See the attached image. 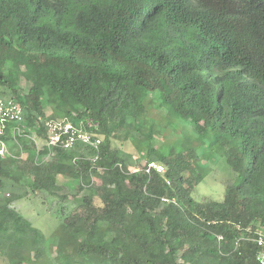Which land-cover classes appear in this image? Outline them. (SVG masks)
<instances>
[{
	"label": "trees",
	"instance_id": "16d2710c",
	"mask_svg": "<svg viewBox=\"0 0 264 264\" xmlns=\"http://www.w3.org/2000/svg\"><path fill=\"white\" fill-rule=\"evenodd\" d=\"M8 64L24 68L27 91ZM0 86L22 105V128L42 134L46 107L58 102L60 118L102 139L96 163L82 147L53 149L38 163L34 141L7 128L2 139L19 154L0 156V260L41 264L47 237L14 205L57 197L63 176L80 181L79 195L90 190L58 216V264H258L264 0H0ZM145 89L193 126L202 151H223L234 178L222 200L193 197L206 169L199 148L162 154L150 126L129 125L144 111ZM112 140L147 141L144 166L131 170ZM150 162L165 173L145 174Z\"/></svg>",
	"mask_w": 264,
	"mask_h": 264
},
{
	"label": "rangeland",
	"instance_id": "374dc122",
	"mask_svg": "<svg viewBox=\"0 0 264 264\" xmlns=\"http://www.w3.org/2000/svg\"><path fill=\"white\" fill-rule=\"evenodd\" d=\"M13 71L14 75L19 78L21 87L27 91L29 84L23 75L24 68L14 65H7V69ZM4 92L0 86V94ZM144 111L140 113L137 120L129 123L133 126L134 123L139 127L147 124L151 127V134L154 139V144L157 150L162 154H170L172 151L180 152L189 148H199V156L202 164L205 166V171L201 175L203 178L202 183L194 190L193 197L197 201L216 200L220 201L224 197L225 186L233 181L234 176L231 174L230 169L223 160V151L218 150L214 155L202 151L204 142L196 136L193 126L182 119L174 112L168 111L162 104V99L158 90H144ZM0 98L1 95H0ZM59 106L58 102L53 103L46 107V116L49 118H60L64 115L60 114L56 109ZM20 136H29L31 139L35 138L41 155L35 156L34 160L38 163L49 160L47 157V149L45 143L39 140V130L34 127L21 128ZM147 132H150L147 130ZM9 155L19 154L18 146L14 143H8ZM112 147L119 149L122 154H126L132 158L133 165L130 166L131 170L136 171L141 169L145 164L146 151L149 149V144L135 143L128 141L121 143L118 140H112ZM87 154L88 151H85ZM44 154V155H43ZM26 158V156L24 155ZM28 157V155H27ZM129 157V158H130ZM141 162V164H140ZM139 164V166H138ZM94 185L99 186L105 183V173L101 170L93 176ZM58 185L60 191L58 196L50 199H37L36 201H22L14 205L19 212H21L34 226L38 227L47 237L46 251L47 254L42 259L41 264H58V259L62 257L63 250L59 237L65 230L61 219L58 218L60 214L68 215L74 209L78 200L82 196L89 193L87 187L82 193L80 192V181L72 180L67 177L59 176ZM45 201L43 205L41 202ZM0 264H7L0 260ZM30 264H40V262H32Z\"/></svg>",
	"mask_w": 264,
	"mask_h": 264
},
{
	"label": "built area",
	"instance_id": "2783aa9c",
	"mask_svg": "<svg viewBox=\"0 0 264 264\" xmlns=\"http://www.w3.org/2000/svg\"><path fill=\"white\" fill-rule=\"evenodd\" d=\"M25 117L23 107L20 103L10 98H0V156L5 158L9 155L8 145L3 141V136L7 128L12 124L15 133H21V127L24 125ZM43 129L46 135L45 147L47 157L52 155L53 149H62L72 151L77 147H82L92 152L91 160L96 163L100 159V149L102 139L93 131L86 130L83 123L75 124L68 118H49L43 121ZM90 129H96L97 126L88 122ZM147 175L153 173L163 174L165 168L157 162L146 164L143 169ZM167 201V200H164ZM254 242L258 247L257 262L264 264V230L255 232ZM237 241V245H238Z\"/></svg>",
	"mask_w": 264,
	"mask_h": 264
},
{
	"label": "crops",
	"instance_id": "0c3cea01",
	"mask_svg": "<svg viewBox=\"0 0 264 264\" xmlns=\"http://www.w3.org/2000/svg\"><path fill=\"white\" fill-rule=\"evenodd\" d=\"M21 128H22V127H21ZM13 133L15 134L14 130H13ZM39 134H40V135H39V140H40V142L45 143V140H46L45 132L43 131L42 134H41V133H39ZM32 140H33L34 143H35V146H36L37 152H39V150H38V149H39V146H38V143H37L36 139H35V138H32ZM24 155L26 156V158L24 157ZM10 156H14V155L10 154ZM19 159H24V160H26V159H27V154H26V153H22ZM22 201H25V200H22ZM22 201H19V202H22Z\"/></svg>",
	"mask_w": 264,
	"mask_h": 264
}]
</instances>
